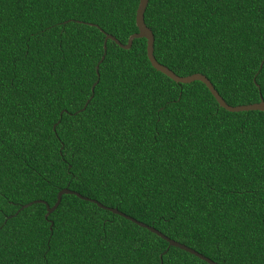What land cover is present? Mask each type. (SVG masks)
<instances>
[{
	"label": "trees",
	"instance_id": "obj_1",
	"mask_svg": "<svg viewBox=\"0 0 264 264\" xmlns=\"http://www.w3.org/2000/svg\"><path fill=\"white\" fill-rule=\"evenodd\" d=\"M137 4L0 0V264H208L73 194L20 209L65 187L217 263L264 264L263 111L155 70L144 38L107 40L90 98L100 29L125 44ZM144 21L177 75L264 100V0H148Z\"/></svg>",
	"mask_w": 264,
	"mask_h": 264
},
{
	"label": "water",
	"instance_id": "obj_2",
	"mask_svg": "<svg viewBox=\"0 0 264 264\" xmlns=\"http://www.w3.org/2000/svg\"><path fill=\"white\" fill-rule=\"evenodd\" d=\"M148 4V0H138V4H137V8L135 11V25L137 27V31L132 33L128 39L127 42L125 44L121 43L116 37H114L112 34L106 33L104 32L102 29H100L104 35V43H103V54L100 58V60L98 61V63L95 66V71H96V75H97V79L96 81L92 84L91 86V92L92 95L90 96V98L93 96V90L95 85L98 82V74H97V68H99V64L102 62V60L105 57L106 54V42L108 39L113 40L118 46H120L123 49H128L131 47L132 42L135 38H144L146 40V55L147 58L150 62V64L152 65V67L163 73L164 75H166L167 77H169L170 79H172L173 81L177 82V83H190L192 81H200L203 84H205V86L208 88V90L210 91V93L212 94V96L215 98L216 102L218 103L219 106H221L222 108L226 109L227 111L230 112H239V111H251V110H257V111H263L264 112V100L262 97H260V100L257 102H253V103H249V104H242V105H230L228 104L223 97L218 93V91L215 89L214 85L211 83V81L204 75L201 73H192L186 76H180L177 75L176 73H174L171 69H169L167 66H165L164 64L160 63L154 56V47H153V43H154V35L152 33V30L146 25L145 21H144V12L146 9V6ZM78 22H82V21H78ZM89 25H94L96 27H98L96 24H92V23H87ZM89 99L86 101V103L84 105H87ZM85 108V107H83ZM55 125H53V130L55 129ZM263 191H264V185H263ZM63 194H73L75 196H77L80 199L92 202L94 204H96L98 207L105 209V210H109L111 212H113L114 214L120 215L122 217H124L125 219H128L130 221H132L133 223L139 225L140 227L146 228L148 229L150 232L156 234L157 236L163 238L164 240L167 241L168 243V247L169 246H174L177 248H180L184 251L189 252L190 254L195 255L196 257L206 261L208 264H220L217 263L215 261H213L212 259L208 258L207 256H204L203 254L199 253L198 251L194 250L193 248L182 244L176 240H173L169 237H167L166 235H164L162 232H160L159 230H157L156 228H154L153 226H150L144 222H141L139 220H136L135 218L119 211L117 208L114 207H109L106 205H103L102 203H100L99 201H97L96 199L93 198H89L86 196L81 195L80 193H78L77 191L68 189V188H62L61 190H59L58 194H57V198L55 203L52 206H49V204L41 199H37V200H33L30 201L26 204H23L22 206H20V209L26 208L28 206H30L33 203H43L46 206L47 212L46 215L47 216L49 213H51L60 203L61 201V197ZM19 209V210H20ZM18 210V211H19ZM52 224V222H51Z\"/></svg>",
	"mask_w": 264,
	"mask_h": 264
},
{
	"label": "snow or ice",
	"instance_id": "obj_3",
	"mask_svg": "<svg viewBox=\"0 0 264 264\" xmlns=\"http://www.w3.org/2000/svg\"><path fill=\"white\" fill-rule=\"evenodd\" d=\"M97 74H98V79H99V68H97ZM84 107H87V105H84ZM81 110L83 111V108Z\"/></svg>",
	"mask_w": 264,
	"mask_h": 264
}]
</instances>
